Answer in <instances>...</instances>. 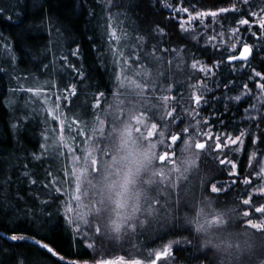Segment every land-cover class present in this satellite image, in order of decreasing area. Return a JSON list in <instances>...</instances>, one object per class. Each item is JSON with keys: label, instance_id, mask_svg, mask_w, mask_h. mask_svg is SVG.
Here are the masks:
<instances>
[{"label": "snow or ice", "instance_id": "snow-or-ice-1", "mask_svg": "<svg viewBox=\"0 0 264 264\" xmlns=\"http://www.w3.org/2000/svg\"><path fill=\"white\" fill-rule=\"evenodd\" d=\"M93 3L88 17H97V7L100 17L86 39L107 80L64 55L60 61L74 78L68 83L63 73L41 81L49 65L40 57L31 58L36 73L18 74L16 52L29 56L25 45L35 36L29 35L32 25L24 26V11L14 9L43 4L0 2V19L20 29L14 38L0 32V52L11 68L0 67V73L15 81L10 96L28 94L25 107L38 105L42 117L39 149L28 159L44 168L45 179L34 178L25 163L17 180L43 186L50 199L34 194L43 206L40 215L50 218L44 208L57 204L68 248L62 254L45 236L15 229L0 239L31 241L38 254L58 264H264V240L253 242L264 237V0ZM134 10L143 13H136L135 24ZM164 10L168 15L157 19ZM13 12L14 21L7 14ZM50 12L49 6L38 13L49 33L44 58L63 37ZM97 30L98 44L92 43ZM174 37L182 42L173 46ZM73 42L71 56L82 59V44ZM233 62H240L247 79L217 82L223 68L237 71ZM221 85L222 95L209 99ZM229 85L239 94L228 95ZM10 96L0 103L17 107ZM243 97L255 102L238 125L225 113ZM31 115L12 120L10 128L18 133ZM6 164L0 158V189L11 192L17 181ZM18 167L17 161L13 171ZM22 200L17 190L16 205ZM234 225L242 230H231ZM16 247L0 244V264H41Z\"/></svg>", "mask_w": 264, "mask_h": 264}, {"label": "trees", "instance_id": "trees-1", "mask_svg": "<svg viewBox=\"0 0 264 264\" xmlns=\"http://www.w3.org/2000/svg\"><path fill=\"white\" fill-rule=\"evenodd\" d=\"M5 5H8L11 0H0ZM37 4H43V7L37 8H24V9H14L15 11H24L25 20L24 26L32 25V31L29 33L30 36L34 35L35 39L28 40L25 47L28 49L29 56H21L20 52H16L17 56V71L18 74L23 75L26 72L36 73V69L33 67V64L36 62L31 60L32 57H40L43 59L44 64H48L49 68L44 70L43 75H39L41 81L45 79H50L52 76L63 73L68 76L69 79L66 81L68 83L72 82L74 79L71 76V72L68 69H65L60 61V57L67 55L69 61L73 64L79 66L83 63L86 70H89L91 75L96 79L107 80V73H104L103 76L98 73L103 72V69H98L97 64L99 61L96 59L95 54L91 49V44L87 41V36L93 35V28L97 26L100 17V9L97 7V17L89 18L88 17V7H95L93 0H35ZM25 4H31L32 0H24ZM51 7L50 15H52L56 20V27L61 29L63 37L59 40L55 50L48 51L45 56V46L48 44L49 33L47 25H40L42 16L38 13H43L44 8ZM116 11V9H113ZM13 13H7L13 15V21L15 20V15ZM136 13L143 15L140 10H134L133 13H130L132 17V22L138 23L136 18ZM6 14V15H7ZM168 15V11L164 10L157 14V19L162 18L163 16ZM123 19V17H121ZM143 27V25H141ZM255 27V26H254ZM19 28L13 26L12 21H7L0 19V32H3L5 36L14 38L18 32ZM174 44L182 41H176L175 37ZM76 41L82 44L81 54L82 59L71 56V50L76 47ZM99 31L97 30L96 39L92 43H100ZM252 43L253 41H249ZM154 43V41H149V44ZM203 44V41H200ZM34 45V47H29ZM190 53H195L196 49H189ZM6 54L0 52V67H6L11 73V68L8 63ZM237 71L229 72V68L225 67L220 71L219 76L217 77V82L223 81L227 83L229 80L239 79L241 82L246 80L247 77L244 75L245 69L240 68V62L233 63ZM15 86V81L10 80L9 74L0 73V102L5 101L6 96H10L8 93V88ZM210 87H214V83L210 82ZM254 88V85H250ZM230 91L228 95L235 96L239 94V89L233 88V85H229ZM224 92L223 85L220 89L214 90L209 95L211 96H221ZM10 98L17 101V107L15 108H6L3 103H0V158H3L7 161L6 168L9 174L12 175L13 180L17 182L11 185V192H8L6 189H0V234L10 235L11 230L15 229L17 232H27L32 234L36 232L40 236H45L48 241H51L53 246L57 250H61L62 254L67 252L68 245L65 242L68 237L65 235L64 226L62 223V217L56 211L57 204L53 203L50 207H45V213L51 212L52 215L49 218L47 215H40L39 209L43 207L40 205L39 200L50 199L46 191L43 189V186L38 182L35 186L27 183L26 179L20 177L17 180L19 172L23 171L22 165L27 163L29 167L35 172V177L38 181L45 179L44 168L36 162H30L28 159L30 153L33 151H38L39 143L41 142L40 131L42 124L40 123L42 117L39 114L38 105H33L29 103L25 107V102L28 100V94L18 93L16 96ZM255 102L251 97H243L241 101H232L231 102V111L225 113V118L235 117L236 122L239 125L241 123L240 118L244 115V109L250 104ZM224 101L221 99L218 103L220 111H223ZM204 107V115L208 114V110L211 105H206ZM32 113L29 120L22 121V128L17 133L15 130L11 129L9 124L12 120L21 117L23 115ZM214 120V118H213ZM246 126V125H245ZM218 127V125H217ZM251 149V145H249ZM241 159H245L243 153H241ZM19 163V167L16 171H13V167ZM202 167H204L202 165ZM208 167H211V161L208 162ZM207 170V169H205ZM3 183V181H0ZM19 191V195L24 197V200L20 201L18 206L15 201V193ZM34 194L39 195V200L35 199ZM5 196H8V199H5ZM232 196V193H229V198ZM229 206L232 205L233 201L228 200ZM9 204L12 207H9ZM31 210V212H29ZM33 213L35 215H33ZM233 231H241L242 226H232ZM259 240L260 236H256ZM0 244L3 245L5 249L10 246H19L16 247L18 253H22L24 257L29 258L30 260L39 259L41 264H58L55 257H46L42 254H38L35 246L31 244V241H10L6 239H0ZM42 252V250H41ZM212 253H209L211 256ZM71 258V257H69ZM216 264V262H214Z\"/></svg>", "mask_w": 264, "mask_h": 264}, {"label": "rangeland", "instance_id": "rangeland-1", "mask_svg": "<svg viewBox=\"0 0 264 264\" xmlns=\"http://www.w3.org/2000/svg\"><path fill=\"white\" fill-rule=\"evenodd\" d=\"M262 240H264V237H263V238H260V240H259L257 237H255L253 242H254L257 246H259V244L261 243Z\"/></svg>", "mask_w": 264, "mask_h": 264}, {"label": "water", "instance_id": "water-1", "mask_svg": "<svg viewBox=\"0 0 264 264\" xmlns=\"http://www.w3.org/2000/svg\"><path fill=\"white\" fill-rule=\"evenodd\" d=\"M233 63H235V62H233Z\"/></svg>", "mask_w": 264, "mask_h": 264}]
</instances>
